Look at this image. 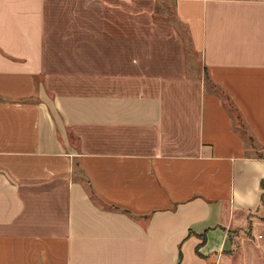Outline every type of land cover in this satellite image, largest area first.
Returning a JSON list of instances; mask_svg holds the SVG:
<instances>
[{
  "label": "crops",
  "instance_id": "obj_1",
  "mask_svg": "<svg viewBox=\"0 0 264 264\" xmlns=\"http://www.w3.org/2000/svg\"><path fill=\"white\" fill-rule=\"evenodd\" d=\"M263 179L264 0H0V264H234Z\"/></svg>",
  "mask_w": 264,
  "mask_h": 264
},
{
  "label": "rangeland",
  "instance_id": "obj_2",
  "mask_svg": "<svg viewBox=\"0 0 264 264\" xmlns=\"http://www.w3.org/2000/svg\"><path fill=\"white\" fill-rule=\"evenodd\" d=\"M81 5L82 3L69 2L66 5V9L68 11H73L76 8H79ZM99 5L105 6L104 4H97L94 7H98ZM125 5H131L133 7V16L131 18L133 27H141L143 24L147 23L145 19L138 18V13H144L148 8H151L152 6L155 12L158 13L157 15H155V21H157V18L163 20L167 17H170V21H173L175 19V17L171 16V13L175 12V8L174 5H172L170 2L164 3L159 1L156 3V5H154L145 2L132 1L131 4L125 3ZM99 10H101V8H99ZM56 11H60V8L57 7ZM256 216L258 218L257 224L254 226L253 230L251 229L252 232L250 230V226L247 225L243 229V232L237 233L240 236L237 242L238 245L234 249L235 252L232 254V262L234 264H264V212H259V214ZM259 234H262V237L259 238Z\"/></svg>",
  "mask_w": 264,
  "mask_h": 264
},
{
  "label": "trees",
  "instance_id": "obj_3",
  "mask_svg": "<svg viewBox=\"0 0 264 264\" xmlns=\"http://www.w3.org/2000/svg\"><path fill=\"white\" fill-rule=\"evenodd\" d=\"M261 185H262V187H263V189H264V179L261 181ZM262 200L264 201V193H263V195H262ZM206 241V235L204 234L203 235V242H205Z\"/></svg>",
  "mask_w": 264,
  "mask_h": 264
},
{
  "label": "built area",
  "instance_id": "obj_4",
  "mask_svg": "<svg viewBox=\"0 0 264 264\" xmlns=\"http://www.w3.org/2000/svg\"><path fill=\"white\" fill-rule=\"evenodd\" d=\"M259 237H262V234H259Z\"/></svg>",
  "mask_w": 264,
  "mask_h": 264
}]
</instances>
